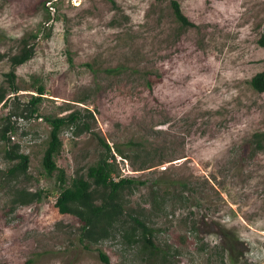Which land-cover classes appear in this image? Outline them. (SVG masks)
<instances>
[{
  "label": "rangeland",
  "instance_id": "rangeland-1",
  "mask_svg": "<svg viewBox=\"0 0 264 264\" xmlns=\"http://www.w3.org/2000/svg\"><path fill=\"white\" fill-rule=\"evenodd\" d=\"M177 1L192 25L179 21L171 0H0V126L10 115L11 139L29 155L27 173L8 177L0 140V261L104 264L101 249L111 264H264V149L249 146L264 124V92L249 83L264 66V0ZM32 32L35 51L15 67L20 88L10 91L9 55ZM38 83L45 93L30 115ZM73 110L93 117L87 131L60 130L55 159L66 184L96 160L98 137L112 148L140 142L133 158L112 149L114 176L144 181L125 197L147 213L165 262L117 229L87 247L81 221L58 211L56 171L41 163L50 130L44 115ZM159 178L187 186L166 184L154 202ZM21 188L42 197L14 201ZM228 239L236 263L222 247Z\"/></svg>",
  "mask_w": 264,
  "mask_h": 264
},
{
  "label": "trees",
  "instance_id": "trees-1",
  "mask_svg": "<svg viewBox=\"0 0 264 264\" xmlns=\"http://www.w3.org/2000/svg\"><path fill=\"white\" fill-rule=\"evenodd\" d=\"M171 5L176 17L183 25L193 24L183 13L177 0H171ZM47 16L49 17L50 14L47 13ZM36 37L37 32L22 36L18 50L9 55L11 68L6 72V75L10 91L15 92L20 88L15 82V67L32 57L35 51L34 39ZM259 42L264 45V35L259 38ZM119 69V67H108L106 71L113 72ZM147 83L150 85L149 79H147ZM249 83L255 90L264 92V66L250 77ZM35 89L37 93L32 94L26 103L30 115L37 111V103L40 101L42 94L45 93V87L42 83H38ZM5 94V89H2L0 102L5 99ZM3 103H6V99ZM89 117H93L91 111L82 114L79 110L60 115H44L45 120L50 125V130L41 163L47 174L56 171L60 189L55 199V206L59 212L73 214L81 221L79 239L84 242L85 246L88 247L90 244L109 237L117 229L128 241L139 242L140 249L144 253L159 257L161 263L165 262L167 251L156 243L154 228L148 222L147 213L141 208L139 210L130 206L128 199L125 197L127 190L138 183H144V181L135 176H114L116 158L112 149L125 158H133V156L139 155V150L143 149L140 142L128 140L126 149L118 145L112 148L113 146L107 143L104 138L98 137L102 149L96 160L88 164L84 171L76 170L69 184H66L65 170L57 164L55 159V155L62 146L60 130L66 125L74 126L76 133L87 131L90 129L87 121ZM12 129L13 124L10 115L4 116L3 123L0 126V140L3 141V156L10 162L6 169V175L10 178L26 174L29 165V155L20 150L18 142L11 139L9 131ZM249 146L253 151L264 149V124L251 133ZM150 161L149 158L144 160L141 164L142 168L149 167ZM166 184L169 186H175L176 184L187 186L186 181L178 180V178L165 181L161 178L156 179L151 190L154 202H156L158 196L163 197V194L167 193ZM161 189L165 192L161 193ZM18 195V198H14V201L18 199L19 202H26L41 199L42 191H29L21 188L18 190ZM221 232L225 237H230V234H232L226 228H222ZM230 238L236 239L233 235ZM227 241L228 245L222 247L229 252V250H232L233 245L229 239ZM99 256L104 264H111L109 255L101 249H99ZM236 259H238V256L235 257L230 253L231 262L236 263ZM0 264L8 263L0 261Z\"/></svg>",
  "mask_w": 264,
  "mask_h": 264
}]
</instances>
